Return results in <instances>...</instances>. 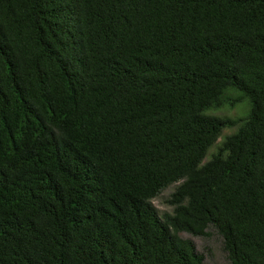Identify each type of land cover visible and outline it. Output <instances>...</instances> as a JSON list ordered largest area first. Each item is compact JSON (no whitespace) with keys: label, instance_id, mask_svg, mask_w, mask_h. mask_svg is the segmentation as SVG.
I'll return each instance as SVG.
<instances>
[{"label":"trees","instance_id":"1","mask_svg":"<svg viewBox=\"0 0 264 264\" xmlns=\"http://www.w3.org/2000/svg\"><path fill=\"white\" fill-rule=\"evenodd\" d=\"M209 228L264 264V0H0V264H205Z\"/></svg>","mask_w":264,"mask_h":264},{"label":"rangeland","instance_id":"2","mask_svg":"<svg viewBox=\"0 0 264 264\" xmlns=\"http://www.w3.org/2000/svg\"><path fill=\"white\" fill-rule=\"evenodd\" d=\"M248 107L246 104L237 105L235 108H225L218 111L210 112V115L217 117H228V118H241L247 114ZM234 129L223 130L221 136L218 138L214 146L209 150L205 157L206 162L210 155L215 151L216 147L220 144L222 139L231 134ZM179 183L173 184L168 188L164 189L157 197L151 200V204L156 209L158 215L162 218L164 215H170L173 212V207L169 205L168 201L171 194L174 192ZM182 239L190 240L196 251L202 254L204 257L205 264H228L227 255L223 250L221 237L213 230L209 228L206 230V235L201 237H193L186 233L180 234Z\"/></svg>","mask_w":264,"mask_h":264}]
</instances>
